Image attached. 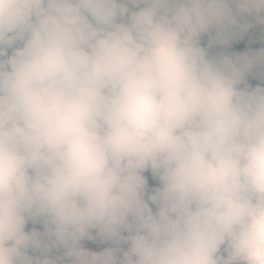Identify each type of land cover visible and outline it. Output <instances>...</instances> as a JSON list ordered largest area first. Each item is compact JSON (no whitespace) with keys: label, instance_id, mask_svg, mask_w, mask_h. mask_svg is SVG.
<instances>
[{"label":"clouds","instance_id":"obj_1","mask_svg":"<svg viewBox=\"0 0 264 264\" xmlns=\"http://www.w3.org/2000/svg\"><path fill=\"white\" fill-rule=\"evenodd\" d=\"M257 27L264 0H0V264H264V47L229 51Z\"/></svg>","mask_w":264,"mask_h":264},{"label":"trees","instance_id":"obj_2","mask_svg":"<svg viewBox=\"0 0 264 264\" xmlns=\"http://www.w3.org/2000/svg\"><path fill=\"white\" fill-rule=\"evenodd\" d=\"M233 46L239 50L254 49L258 50L260 47H264V28L257 27L253 30L252 34L244 41L233 44ZM256 83H259V79H255Z\"/></svg>","mask_w":264,"mask_h":264},{"label":"rangeland","instance_id":"obj_3","mask_svg":"<svg viewBox=\"0 0 264 264\" xmlns=\"http://www.w3.org/2000/svg\"><path fill=\"white\" fill-rule=\"evenodd\" d=\"M229 51H243L241 48L239 50H237L234 46H232L231 49H229ZM90 247H93L95 250H99L100 247H102V245L99 244V242H97L96 245H89Z\"/></svg>","mask_w":264,"mask_h":264}]
</instances>
